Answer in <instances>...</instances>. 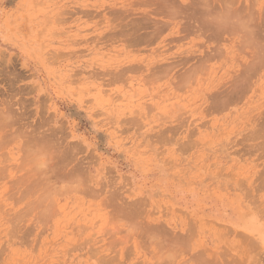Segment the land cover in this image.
<instances>
[{
  "label": "rangeland",
  "instance_id": "rangeland-1",
  "mask_svg": "<svg viewBox=\"0 0 264 264\" xmlns=\"http://www.w3.org/2000/svg\"><path fill=\"white\" fill-rule=\"evenodd\" d=\"M263 58L264 0H0V264H264Z\"/></svg>",
  "mask_w": 264,
  "mask_h": 264
},
{
  "label": "bare ground",
  "instance_id": "bare-ground-1",
  "mask_svg": "<svg viewBox=\"0 0 264 264\" xmlns=\"http://www.w3.org/2000/svg\"><path fill=\"white\" fill-rule=\"evenodd\" d=\"M236 10H237V9H236ZM239 11H240V10H239ZM207 12H208V11H207ZM236 12H237V11H236ZM232 13H233V12H232ZM239 14H240V13H239ZM210 15H211V14H210ZM229 16H230V14H229ZM234 17H235V16H234ZM213 18H214V17H213ZM238 18H239V17H238ZM240 18H242V16H241ZM203 19H205V18H203ZM208 19H209V18H208ZM230 19H231V18H230ZM228 20H229V19H228ZM228 20H227V21H228ZM233 20H234V19H233ZM236 20H237V19H236ZM236 20H234V21H236ZM245 20H246V19H245ZM207 21H208V20H207ZM212 21H213V20H212ZM238 21H241V20L239 19ZM242 21H243V20H242ZM247 22H248V20H247ZM233 23H234V22H233ZM236 23H237V22H236ZM240 23H241V22H240ZM240 23H239V24H240ZM234 24H235V23H234ZM244 24H245V23H244ZM211 25H212V24H211ZM218 25H219V24H218ZM236 25H237V24H236ZM246 25H247V24H246ZM246 25H245V26H246ZM232 26H233V24H232ZM232 26H231V27H232ZM248 26H251V25H248ZM233 27H234V26H233ZM236 27H238V26H236ZM240 28H241V27H240ZM234 29H235V27H234ZM237 29H238V28H237ZM244 29H245V28H244ZM249 29H250V28H249ZM249 29H248V30H249ZM219 30L221 31V29H219ZM242 30H243V29H242ZM238 31H239V29H238ZM246 31H247V30H246ZM249 31H250V30H249ZM251 31H252V30H251ZM245 36H246V35H245ZM247 39H248V38H247ZM253 45H254V43H253ZM261 45H262V44H261ZM261 47H262V46H261ZM256 48H257V47H256ZM256 48H255V49H256ZM261 49H262V48H261ZM256 50H257V49H256ZM257 52H258V50H257ZM259 52H260V51H259ZM254 53H256V52H254ZM261 53H262V52H261ZM255 55H256V54H255ZM257 55H258V54H257ZM262 55H263V54H262ZM263 59H264V58H263ZM261 62H262V61H261ZM261 62H260L259 64H261ZM256 63H257V61H256ZM259 64H258V65H259ZM261 65H262V64H261ZM8 115H9V114H8ZM8 115H7V117H8ZM10 117H11V116H10ZM31 135H32V134H31ZM29 139H30V137H29ZM43 139H44V138H42V140H43ZM38 140H39V139H38ZM36 141H37V140H36ZM43 142H44V141H43ZM46 143H48V142H46ZM48 145H49V144H48ZM39 152H40V151H39ZM36 153H38V152H36ZM43 153H44V151H43ZM206 264H207V262H206ZM209 264H210V263H209ZM215 264H217V263H215Z\"/></svg>",
  "mask_w": 264,
  "mask_h": 264
}]
</instances>
